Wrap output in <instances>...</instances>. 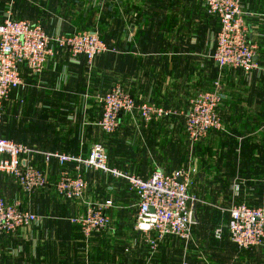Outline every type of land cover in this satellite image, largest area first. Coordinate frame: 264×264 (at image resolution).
<instances>
[{"label": "crops", "instance_id": "1", "mask_svg": "<svg viewBox=\"0 0 264 264\" xmlns=\"http://www.w3.org/2000/svg\"><path fill=\"white\" fill-rule=\"evenodd\" d=\"M116 1L102 6L103 17L107 15L102 31L109 33L108 16L113 15L115 37L108 42L117 54L97 58L95 75L88 77L84 58L75 62L67 53L47 66L40 83L21 68L24 88L5 102L0 135L43 152L86 154L97 143L93 140L100 133L93 125L101 110L92 101L83 102L81 94L104 93L112 86L129 92L137 105L173 111L148 125L137 114L123 117L121 130L104 147L111 167L142 177L155 168L171 172L195 164L198 173L189 189L196 196L192 241L186 245L168 237L156 255L148 256L144 238L134 228V195L125 182L102 174L98 182L89 179L90 190L98 192L91 198L112 202L106 210L111 226L85 241L69 222L77 214L71 215L73 210L54 194L52 185L26 197L0 175V197L42 217L38 226L0 237V264H264V248L238 251L226 228L232 205L264 209V0H242L249 39L258 46L255 62L262 69L249 78L239 70L220 71L211 63L219 25L201 0ZM9 8L15 20L31 17L24 4L0 0V24ZM44 26L50 35L73 29L67 23ZM213 86L223 96L218 108L222 129L209 136L211 149L198 146L191 154L184 134L187 101ZM77 107L81 116L76 118L72 114ZM206 152L209 167L200 157ZM34 163L50 183L57 177L55 164L46 166L41 157ZM235 186L240 187L238 195Z\"/></svg>", "mask_w": 264, "mask_h": 264}, {"label": "built area", "instance_id": "2", "mask_svg": "<svg viewBox=\"0 0 264 264\" xmlns=\"http://www.w3.org/2000/svg\"><path fill=\"white\" fill-rule=\"evenodd\" d=\"M201 3L206 14L216 19L219 25L214 40L215 48L210 57L215 66L220 71L239 70L248 78L262 70L255 62L258 46L249 39L246 22L248 13L242 0H201ZM104 50L105 46L88 34L56 33L49 36L39 24L15 20L11 9L6 10L0 24V127L5 102L12 93L24 88L21 68H26L31 77L39 79L60 53H67L72 59L84 54L89 61ZM222 100V93L218 90L199 93L191 100L184 123L185 135L191 147L211 132L222 129L218 114ZM99 102L102 104V117L98 125L105 134H112L119 127L120 120L133 112L145 125L170 115L154 105L137 106L120 89H113ZM36 157H41L45 164L55 162L60 167L76 163L83 167L84 172L92 170L112 180L125 182L136 200L134 228L143 236L148 256L156 255L161 243L168 237L186 245L192 241L191 230L195 224L192 206L195 199L189 189L197 173L194 163L171 172L155 168L147 177H142L111 167L107 152L101 145L92 146L86 158L80 159L56 153L40 154L39 151L0 136V175L8 178L26 197L36 194L45 184L43 172L34 163ZM67 182L60 181L59 193L67 199L80 198L86 189L84 180L77 177L71 184ZM239 191L240 187L235 186L234 193L238 195ZM112 206L111 201L99 205L86 203L84 212L72 217L69 222L79 228L83 240L88 241L110 228L106 210ZM227 213L229 240L238 251L264 248L263 208L240 203L229 207ZM41 221L42 217L0 197V237L14 236L20 230L38 226ZM217 233L219 238L221 232Z\"/></svg>", "mask_w": 264, "mask_h": 264}, {"label": "rangeland", "instance_id": "3", "mask_svg": "<svg viewBox=\"0 0 264 264\" xmlns=\"http://www.w3.org/2000/svg\"><path fill=\"white\" fill-rule=\"evenodd\" d=\"M117 1L116 0H14V6L15 4L19 5L20 4H24L26 6V8H28V10H30L32 12L31 17L29 20L30 22L33 23H37L41 26V28L43 29L44 33L47 34L46 31H48V28H46L44 26L45 22L48 23V25L51 22L54 23H59V24H63L67 23L71 26L70 30V35H83V34H88L90 37L92 38H96L97 40L100 41L101 44H103L105 46V50L103 52H101L100 54H97L96 57L92 60H89L86 58V55L82 54L80 56H78L77 58L73 59L75 62L78 61L79 57L84 58L83 61H85V74L88 76H93L95 75L96 69L94 68L95 66V62L97 60V58H99L100 56L106 55V54H117L118 50L111 45V43H109L108 41L111 39H114L115 37V31H114V27H115V18L113 15H109L108 16V21H107V27L109 28V33L107 32V35H105V32L102 31V27L105 23V21L107 20V15L103 17V13L104 10L102 8V6H106V5H113L115 4ZM112 18V19H111ZM111 23V24H109ZM110 26H112V28H110ZM53 34V33H52ZM59 34H66V33H59ZM49 36H51L49 33L47 34ZM81 62V61H79ZM212 64L213 61H211ZM215 66V64H214ZM46 70V69H45ZM45 72V71H44ZM43 72V73H44ZM43 75V74H42ZM33 78V77H32ZM37 83L40 82V78L36 79ZM217 86L220 88V86L217 84ZM113 89H120L123 93L127 94L128 96H130L133 101L135 102V104L137 105L136 100L132 97V95L127 92L125 89H123L121 86H112L111 88H109L106 92L101 93L99 91L94 92V94H81L83 96L80 97V99L83 102L86 101H92L93 105H97L100 110H101V117H102V104L99 102V100L101 98H103L104 96H106L109 92H111ZM210 89V90H209ZM205 88L202 92H198L199 93H213L214 92V86L213 88ZM195 94L192 97L188 98L187 101V108L190 107V102L191 100L197 95ZM143 104H147V103H143ZM137 105V106H141ZM148 105H153V104H148ZM96 106V107H97ZM155 106V105H154ZM157 107V106H156ZM159 108V107H158ZM78 110H74V113L72 114L73 116H81V109H79V107H77ZM86 109V107H85ZM171 111V110H169ZM173 111H171V115H173L172 113ZM134 114H137L136 112H133L131 115H128L126 117H131ZM138 115V114H137ZM100 117V120H101ZM124 117V118H126ZM3 118H4V113H3ZM100 120H98V122H96L95 125H93L100 134H95L96 138L98 139H94V145H101L99 144L101 141H103V139H106L105 143L101 146L105 147L107 146V140H109V138H113L116 137L117 134L119 133V131L121 130L120 126H121V120L119 123V127L112 133V134H105L104 131L100 128V126L98 125ZM80 124V121L79 123ZM3 125V122H2ZM1 125V127H2ZM92 126V127H93ZM185 128V127H184ZM78 129V125L76 126V130ZM215 132H211L205 139L201 140L200 142H198L196 145L194 146H190V143L188 142L187 139V144H188V152H194L193 150H195L196 147L198 146H203L205 145V148H210L211 146V139H209V136L211 134H213ZM184 134H185V130H184ZM24 146H26L27 148L33 149L35 151H39L40 154H46V153H56L59 155H67V156H73L75 158H80V159H84L86 158L87 154H85V151L83 150V152H81V154H70V153H66V152H43L40 151L41 149L38 148H34V147H30L27 146L25 144H22ZM104 147V149H105ZM203 149V150H204ZM211 149V148H210ZM106 150V149H105ZM200 152V150H199ZM203 153V151H202ZM204 162L202 163V165L205 167H209L207 165L210 164V160H208V156L207 152L205 153L204 156H200ZM191 158H193V155H191ZM55 164V166L58 167V169L56 168V173H57V177L53 180L52 183L49 182V178L46 174V172L44 170H42V168H40V170L43 172L44 176H45V184L44 186H42L39 190H37L36 193H41L43 190H46L49 185L53 186V190H54V194L60 198L61 200H63L64 202H66V204L68 205L69 208H71L73 210V213L71 215L77 214V215H81L84 210H85V204H91V205H99L102 204L104 202H95L93 201V199L91 198L93 195H97L98 192H95L94 189H92V191L90 190V182L89 179H91V181H100V179H102V177L100 176V174H98L97 172H94L92 170H86L84 172V169L82 166H80L79 164L76 163H70L67 164L65 167H60L58 166L55 162H51L49 165ZM46 166H48V164H46ZM53 169L55 170V168L53 167ZM127 173H131V174H135L137 172H128ZM198 173V172H197ZM197 173L194 175V177L197 175ZM77 177H81L85 184H86V189L84 190V192L82 193L81 197H72V198H65L62 194L59 193L58 191V185L60 183V181H68V184H71L72 182H74ZM193 177V178H194ZM194 187V182L192 184V186L190 187V189H192ZM71 192H73V188H71ZM192 192V190H191ZM196 197V196H195ZM195 197H193L195 199ZM47 200V199H45ZM49 201V200H48ZM47 204H43L41 207L43 208L42 214L48 215L47 212L44 211V207H46ZM70 209V210H71ZM79 209H81L79 211ZM54 211L55 208H54ZM76 215V216H77Z\"/></svg>", "mask_w": 264, "mask_h": 264}, {"label": "trees", "instance_id": "4", "mask_svg": "<svg viewBox=\"0 0 264 264\" xmlns=\"http://www.w3.org/2000/svg\"><path fill=\"white\" fill-rule=\"evenodd\" d=\"M3 122V121H2ZM2 125V124H1ZM0 129H1V127H0ZM1 136V135H0ZM2 137V136H1Z\"/></svg>", "mask_w": 264, "mask_h": 264}]
</instances>
